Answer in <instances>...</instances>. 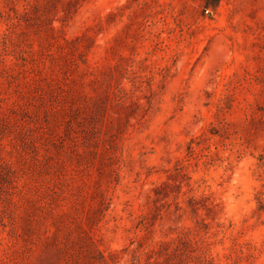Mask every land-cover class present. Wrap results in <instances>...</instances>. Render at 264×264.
Returning a JSON list of instances; mask_svg holds the SVG:
<instances>
[{
	"label": "rangeland",
	"instance_id": "374dc122",
	"mask_svg": "<svg viewBox=\"0 0 264 264\" xmlns=\"http://www.w3.org/2000/svg\"><path fill=\"white\" fill-rule=\"evenodd\" d=\"M0 264H264V0H0Z\"/></svg>",
	"mask_w": 264,
	"mask_h": 264
}]
</instances>
